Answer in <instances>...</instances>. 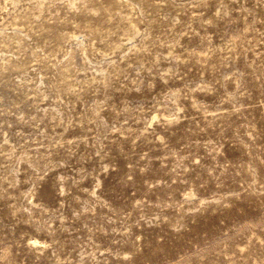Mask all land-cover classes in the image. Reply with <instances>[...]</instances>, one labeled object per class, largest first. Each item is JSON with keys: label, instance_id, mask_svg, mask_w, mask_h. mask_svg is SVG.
Listing matches in <instances>:
<instances>
[{"label": "rangeland", "instance_id": "1", "mask_svg": "<svg viewBox=\"0 0 264 264\" xmlns=\"http://www.w3.org/2000/svg\"><path fill=\"white\" fill-rule=\"evenodd\" d=\"M0 264H264V0H0Z\"/></svg>", "mask_w": 264, "mask_h": 264}]
</instances>
